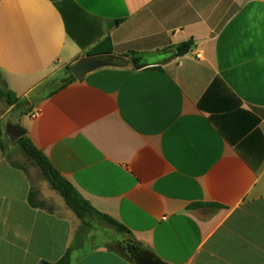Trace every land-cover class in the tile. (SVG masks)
<instances>
[{"label":"crops","instance_id":"crops-1","mask_svg":"<svg viewBox=\"0 0 264 264\" xmlns=\"http://www.w3.org/2000/svg\"><path fill=\"white\" fill-rule=\"evenodd\" d=\"M107 38L91 58L112 64L67 83ZM0 87L30 104L8 123L123 241L166 264H264V0H0ZM56 192L0 152V264H133Z\"/></svg>","mask_w":264,"mask_h":264},{"label":"trees","instance_id":"trees-1","mask_svg":"<svg viewBox=\"0 0 264 264\" xmlns=\"http://www.w3.org/2000/svg\"><path fill=\"white\" fill-rule=\"evenodd\" d=\"M192 41L180 44L173 55L175 57H181L190 52L192 48ZM112 42L110 38L105 39L95 48L88 52L91 57L111 54ZM69 78L67 83L76 81V78L71 74L70 67L67 68ZM0 99L4 100L10 107L18 103L16 97L12 98V94L0 87ZM3 127L0 124V147L5 149ZM24 151L26 155L33 158L40 166L45 180L50 184L51 188L57 191L64 199L66 205L75 213V215L86 225L92 226L96 221H102L107 225L112 226L119 234L127 236L130 234L129 230L123 225L119 224L115 220L97 212L86 200H84L75 188L64 178H62L59 172L53 167L48 159L35 148L29 139L23 137L16 142ZM29 203L34 208H47V205L43 202H39L38 193L36 191L31 192L29 197ZM72 252L69 250L63 256L61 260L56 263L43 262L42 264H71Z\"/></svg>","mask_w":264,"mask_h":264},{"label":"rangeland","instance_id":"rangeland-1","mask_svg":"<svg viewBox=\"0 0 264 264\" xmlns=\"http://www.w3.org/2000/svg\"><path fill=\"white\" fill-rule=\"evenodd\" d=\"M30 104H24L17 106L16 108L10 110V106L4 101L0 99V117L2 116V124L6 125L8 122H15L18 118L24 115L29 109ZM10 110V111H9ZM5 142V149L0 147V152L3 153L4 156L8 157L12 162L20 165L25 168L27 172L31 174L33 179L40 183V186L51 190V186L46 185V180L44 178L43 172L38 165V163L28 155H26L23 149L17 144H10L7 140L3 139ZM51 188V189H50ZM53 190V189H52ZM57 202L66 208L69 211L68 207L65 204L62 196L56 192L55 197L50 199V203L53 205H57ZM88 226V225H87ZM91 231H100V235L96 238L98 241L103 240L102 233L105 232L107 244L111 247L122 250L121 242L125 238L122 234H119L112 226L107 225L102 221H96L92 226H88ZM90 231V232H91Z\"/></svg>","mask_w":264,"mask_h":264},{"label":"water","instance_id":"water-1","mask_svg":"<svg viewBox=\"0 0 264 264\" xmlns=\"http://www.w3.org/2000/svg\"><path fill=\"white\" fill-rule=\"evenodd\" d=\"M135 69H143L156 64L150 62H141L139 58H132ZM111 60L105 58H88L82 59L71 67V74L77 80H83L90 72L111 65ZM26 131L19 125L7 124L6 138L10 144H15L19 139L23 138ZM122 252L133 264H166L161 261L154 253L148 251L132 240H125L121 243Z\"/></svg>","mask_w":264,"mask_h":264},{"label":"built area","instance_id":"built-area-1","mask_svg":"<svg viewBox=\"0 0 264 264\" xmlns=\"http://www.w3.org/2000/svg\"><path fill=\"white\" fill-rule=\"evenodd\" d=\"M199 57V56H198ZM34 117H36V115H34Z\"/></svg>","mask_w":264,"mask_h":264}]
</instances>
